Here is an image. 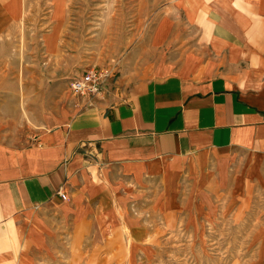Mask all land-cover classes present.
<instances>
[{"label":"crops","instance_id":"obj_1","mask_svg":"<svg viewBox=\"0 0 264 264\" xmlns=\"http://www.w3.org/2000/svg\"><path fill=\"white\" fill-rule=\"evenodd\" d=\"M147 2L107 98L84 108L69 94L30 145L0 143V264H49L94 234L145 237L156 217L250 221L264 236V0ZM11 5L0 19H19Z\"/></svg>","mask_w":264,"mask_h":264},{"label":"rangeland","instance_id":"obj_2","mask_svg":"<svg viewBox=\"0 0 264 264\" xmlns=\"http://www.w3.org/2000/svg\"><path fill=\"white\" fill-rule=\"evenodd\" d=\"M142 1L25 0L23 12V0H12L6 15L19 19H0L1 144L30 145L44 113L66 102L69 84L87 69L120 75L152 13ZM146 226L145 237L123 230L72 239L49 264H264V236L253 235L254 222L192 227L156 217Z\"/></svg>","mask_w":264,"mask_h":264},{"label":"built area","instance_id":"obj_3","mask_svg":"<svg viewBox=\"0 0 264 264\" xmlns=\"http://www.w3.org/2000/svg\"><path fill=\"white\" fill-rule=\"evenodd\" d=\"M115 77L116 73L113 69L92 67L71 81L70 95L82 101L84 108L96 106L98 101L109 93ZM57 194L62 200H68L63 188Z\"/></svg>","mask_w":264,"mask_h":264}]
</instances>
